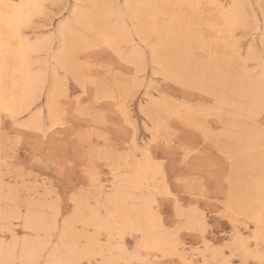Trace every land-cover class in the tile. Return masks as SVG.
Masks as SVG:
<instances>
[{
  "label": "snow or ice",
  "instance_id": "6c2138e0",
  "mask_svg": "<svg viewBox=\"0 0 264 264\" xmlns=\"http://www.w3.org/2000/svg\"><path fill=\"white\" fill-rule=\"evenodd\" d=\"M42 7L23 0H0V117L10 120L15 128L25 130L7 137L9 143L14 141L13 149L24 143L28 134H38L39 144L35 146L36 159L33 162L55 169L56 179L67 189L68 210L62 217L41 211V224L48 235L37 258L28 261L9 258L0 260V264H149L142 258L132 261L110 258L114 246L121 252H128L123 237L132 235L138 241L136 233L144 223V214L131 206L134 198L130 191L125 195L121 184L125 161L135 168V172L130 173L138 178L135 196L146 202L147 218L153 230L170 237L177 250L183 233L194 232L197 236L199 244L193 249L192 259L183 260V264H264V167L258 181L249 178L247 190L243 193V207L248 209L250 222L254 225V230L250 228L248 234L243 235L235 226L238 207L231 179L223 185L224 196L211 195L213 189L221 191L219 185L213 184L220 174V164L207 154L204 144L158 129L154 120L151 125H144L143 130L149 135L141 143L140 129L129 117L127 106L122 109L125 125L122 134L126 133L129 143L123 151L110 146L107 141L102 148H97L90 144L86 133L72 127L69 116L79 115L80 105L65 94L67 84L73 80L76 82L80 96L75 97V101L79 102L81 97L88 95L87 78L82 80L68 72L60 79L61 95L55 112L51 98L46 116L40 109H18L19 86L13 68L18 62L27 63L24 29L34 21L32 10ZM176 7L195 9L202 5L187 3ZM224 11L227 13L226 8ZM221 23L227 24L226 15ZM75 27L65 24L62 29L69 31ZM261 35L264 36V23L261 24ZM261 57L264 65V49H261ZM99 95L97 89V97ZM21 115L23 120L18 122ZM253 124L259 127L264 143V99L253 117ZM3 125L4 120H0V127ZM69 129L71 131H65ZM204 141L208 143L207 135ZM217 151L222 158L231 159V154L222 150L220 145H217ZM180 157L185 162L201 159L202 177L197 175L193 179L192 175L170 167ZM105 172L108 173L107 179ZM194 187L197 199L190 202L187 198L193 196ZM17 205L15 218L21 221L19 226L34 237L41 235V228L33 222V204L24 198L23 193L18 194ZM165 210H170L171 219L167 222L163 215ZM214 217L233 222L232 233H222L225 237L222 243L215 241L212 235L216 227ZM60 219L64 221L63 228ZM70 223L74 224L80 239L69 248ZM114 233H119L115 240ZM12 235L16 239L15 232ZM140 249L141 245L137 243L128 254L135 257ZM146 250L151 252L154 249ZM14 255L22 256L23 250L18 246ZM165 264H181V261H166Z\"/></svg>",
  "mask_w": 264,
  "mask_h": 264
},
{
  "label": "bare ground",
  "instance_id": "6f19581e",
  "mask_svg": "<svg viewBox=\"0 0 264 264\" xmlns=\"http://www.w3.org/2000/svg\"><path fill=\"white\" fill-rule=\"evenodd\" d=\"M49 1L23 0L25 3L43 6L32 10L34 21L37 17L46 14ZM12 2H19V0H12ZM187 3H196L202 7L207 5L209 9L216 12L217 23L212 24L215 27L220 23L216 40L224 45L222 47L228 55L224 57V59L227 58L228 70L226 73L222 74L224 62L219 58L201 63V60L192 57L190 49L194 45L193 42L198 40L199 30L196 26L200 27V24L195 26L187 19L186 12H178L177 9L180 7H176V5ZM256 3L260 8L262 19L252 8L248 10L251 4L250 0H229L228 2H223V0H75L70 18L59 23L55 32L35 36L27 31L32 27L34 21L30 27L24 29L27 63L18 62L13 68L19 86L17 107L25 110L28 108L40 109L44 112V109L48 110L51 98L53 112H55L58 97L61 95L59 72L64 71L65 76L66 73L71 72L82 80L87 78L88 85L92 84L94 81L86 70L89 62L83 58H88L92 51H95L96 48L101 49L102 46L115 55L119 61L124 62L127 70L133 73L131 81L115 83V91L117 90L123 95H126V92L131 94L133 91L129 87L139 86L138 74L144 72L150 62L159 70L165 80L212 95L215 98V109L207 114L220 115L224 110L229 109L231 119L228 118L227 122L231 127L236 125L239 127L238 137L236 140L234 138V142L243 147L240 151L243 153L250 150L259 151L264 155V143L261 140L260 130L257 128L249 130V127L244 124V121L253 119L254 115L258 113L262 99H264V65L261 63V49H264V36L261 35V24L264 23V0H256ZM225 8L227 13L224 11ZM180 9L183 10V8ZM225 15L227 16L226 25L221 23V19ZM65 24L75 25V30L63 31L62 26ZM240 29L260 32V49L253 40L250 41L247 50L242 53L238 41L235 40V34ZM250 47L252 48L251 56L249 55ZM81 53L84 54L82 57ZM250 62H256L252 70L248 68ZM218 80H221L220 84L217 83ZM65 94L71 96L68 87ZM44 100V108L39 107ZM112 100L114 106L117 107V112L122 115L124 106L119 105L118 98L112 97ZM72 101L80 104V101L76 102L73 99ZM141 110L146 117H149L150 121L156 122L158 129H167L170 119H179L188 123L191 117L197 116V112L187 105H174L165 100H151ZM201 113L199 112V114ZM4 119L6 118L0 117V120ZM22 120L23 115L19 117L18 122ZM2 132L3 126L0 127V133ZM249 164L250 168H259L261 172L264 167V157L253 159L251 162L249 161ZM134 172L135 168L125 161L120 179L125 189V195H128L130 191L134 198L135 202L131 206L144 214V223L137 231L140 234L141 244L154 250L159 249L163 256H176L181 263L183 260H191L194 253L187 252L181 242L180 249L177 250L170 237L153 230V226L147 218L146 202L135 196L139 185L138 178L130 174ZM255 179L258 181L259 177ZM247 186L248 183L241 191L234 188V197L238 207L235 226L240 232L242 226L248 229V222H250L248 209L243 207L245 200L243 193L246 192ZM6 188L9 190L6 191ZM16 196L0 178V206L15 202ZM33 207V222L41 228L42 234L23 240L16 236L14 239L12 235L9 242L0 238V260L11 258L28 261L38 257L41 246L48 235L41 224V211L49 215L54 214L57 217L61 212L59 208L51 206L48 207L51 209L48 213L45 210L47 206L44 204H41V208L37 206L38 209ZM16 212L17 209L0 208V221L5 229L12 233L11 225L12 221L16 219ZM240 217L244 221L240 222ZM231 225L233 229V222ZM60 226L64 227V221L60 223ZM69 233L67 244L70 248L79 242L80 234L72 223L69 224ZM117 235L119 233L113 234V240ZM18 246L23 250L22 256L14 255ZM124 253L114 246L111 249L110 258L124 259Z\"/></svg>",
  "mask_w": 264,
  "mask_h": 264
},
{
  "label": "rangeland",
  "instance_id": "374dc122",
  "mask_svg": "<svg viewBox=\"0 0 264 264\" xmlns=\"http://www.w3.org/2000/svg\"><path fill=\"white\" fill-rule=\"evenodd\" d=\"M228 1L229 0H223V2ZM74 2L75 0H50L47 3L46 14L37 17L32 27L27 31L35 36H42L47 33L55 32L59 23L70 18ZM250 2L251 4L248 10L252 8L256 11L258 17L262 19L261 11L259 6H257L256 0H250ZM177 11L182 13L185 11L188 17L187 19L193 22L195 26L200 24V27L196 26L199 30L198 40L193 42L194 45L191 46L190 49L192 57L196 60H201V63L207 62L213 58H219L224 62L222 74L226 73L228 70L226 64L227 58L224 59V57L228 55H226L227 53L222 47L224 45L218 43L216 40L220 23L215 27H213L212 24L217 23L216 12L209 9L207 5H203V7L199 9L190 10L178 8ZM235 35V40L238 41L242 53L247 50L253 40H255L258 49H260V32L240 29ZM102 48L101 46V49H94L95 51H92L88 58H83V60L89 62V66L86 70L89 77L94 82L88 85V95L80 99V114H70L69 116V123L72 124V127L86 133L91 145L102 148L107 141L110 146L123 151L129 143L126 133L122 134V130L125 126L123 117L117 112V107L114 106L112 97H116V99L118 98V100H120V106H127L129 117L140 129L139 140L141 143L144 141V138L149 135L148 132L143 130L144 125L146 123L149 125L152 124L149 118L146 119L141 108L147 106L151 100H165L174 105H187V107L197 112V116L191 117L188 123L173 118L168 122L169 127L167 129H162L172 135L178 134V138L196 140L200 144H204L207 154L219 162L220 174L213 181V184L214 186L219 185L221 191L216 192L213 189L211 195L215 197L224 196L225 191L223 185L229 179H231L232 188H238V190L241 191L244 185L248 183L250 177H259V168H250L249 161L251 162L253 159H262L264 155L259 151L250 150L244 153L240 151L243 147H240V145L234 142L236 137H238L239 127L238 125L231 127L227 122L228 118L231 119L229 109L224 110L220 115L207 114V112L211 113L215 109V98L212 95L195 90L183 84L181 85L173 81L165 80L159 73V70L150 62L147 64L146 70L138 74L139 86L129 87L133 92H131V94L126 92L127 94L123 95L121 92L115 91V83L126 80L131 81L133 73L127 70L124 62L119 61L110 51ZM82 55L84 54L81 53L80 56L82 57ZM255 64L256 62L248 63L249 70H252ZM59 77L65 78L64 71L61 70L59 72ZM217 83L220 84L221 80H218ZM67 87L73 100H75V97L80 96V89L74 80L69 81ZM97 89L100 93L99 97H97ZM44 106L45 100L42 101L39 107L44 108ZM199 112L202 113L199 114ZM44 114L45 116L47 115L46 109H44ZM244 124L249 127V130L254 128L259 129L258 126H254L253 119L244 121ZM24 131V129L15 128L10 120L4 119L3 134L0 133V178L3 179L4 183L12 190L15 196L23 193L24 198L32 203L33 206L41 208V204H44L47 206L45 210L48 213L51 210L48 207H56L59 208L61 212L59 217L65 216L68 210L66 202L68 193L66 186L56 179L54 168L45 167L39 163L33 162L36 159L34 155L36 152L35 146L39 144L38 134H28L25 142L15 149L12 148V143H14V141L9 143L7 140V137H11L14 133L18 134ZM68 131L71 130L69 129ZM205 135H207L208 138V143L206 144L204 141ZM29 141H31V143H29ZM217 145H220L222 150H226L230 153L231 159L222 158L217 151ZM5 161H7V163H5ZM201 163V159L193 158L185 162L183 158L180 157L177 158L170 167H174L179 172L190 174L193 179H195L197 175H201L202 177L200 168ZM104 175L105 179H107L108 173L105 172ZM5 190L8 191L9 189L6 188ZM195 191L196 189L194 187L193 196L187 198L190 202H195L197 199ZM17 197L18 196H16L15 202L2 204L0 208L8 210L17 209ZM163 215L166 222L171 219L170 210H165ZM214 219L216 220V227L213 229L212 235L215 241L222 243L225 238L222 233H232V225L230 220L215 217ZM239 220L240 222L244 221L242 217H240ZM59 221L62 223L63 219ZM20 223L21 221L19 219H14L12 221L11 229L15 232V236L21 240L33 238V234L30 232L26 233L25 229L19 226ZM250 228L254 230V225L248 222V229L242 226L241 233L247 235ZM136 235L139 237L138 241L134 239L132 235L124 236L123 245L128 249V252L123 254L124 259L132 261L133 259L139 260L142 258L149 261V264H165L166 261L178 260L176 256H163L160 251H147L146 249L148 248L141 244L140 234L136 233ZM0 238L7 242L11 241L12 238V232L9 230L6 231L1 221ZM180 242L189 253L193 252V249L198 247L199 244V240L194 232L183 233L180 237ZM137 243H140L141 249L138 255L133 257L128 253H131L133 249L136 248Z\"/></svg>",
  "mask_w": 264,
  "mask_h": 264
}]
</instances>
